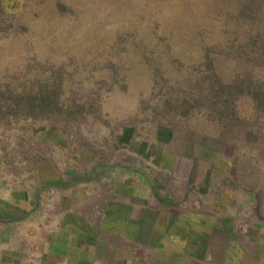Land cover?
I'll use <instances>...</instances> for the list:
<instances>
[{
	"label": "rangeland",
	"instance_id": "374dc122",
	"mask_svg": "<svg viewBox=\"0 0 264 264\" xmlns=\"http://www.w3.org/2000/svg\"><path fill=\"white\" fill-rule=\"evenodd\" d=\"M0 264H264V0H0Z\"/></svg>",
	"mask_w": 264,
	"mask_h": 264
}]
</instances>
